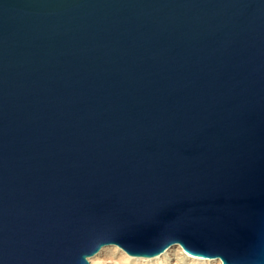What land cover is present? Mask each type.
<instances>
[{
	"label": "water",
	"instance_id": "water-1",
	"mask_svg": "<svg viewBox=\"0 0 264 264\" xmlns=\"http://www.w3.org/2000/svg\"><path fill=\"white\" fill-rule=\"evenodd\" d=\"M112 246L264 264V0H0V264Z\"/></svg>",
	"mask_w": 264,
	"mask_h": 264
},
{
	"label": "bare ground",
	"instance_id": "bare-ground-1",
	"mask_svg": "<svg viewBox=\"0 0 264 264\" xmlns=\"http://www.w3.org/2000/svg\"><path fill=\"white\" fill-rule=\"evenodd\" d=\"M172 248L177 250H171ZM104 249H112L113 255H110L109 258L100 259L99 255ZM104 249H102L97 255L90 259H95L92 264H171L172 262H174V264H222L220 260L211 259L206 260V262H199V259L190 261L187 252L184 251L180 246L171 247L161 255L154 258L132 257L117 246L106 247ZM114 256L122 257L120 261H117L115 260Z\"/></svg>",
	"mask_w": 264,
	"mask_h": 264
},
{
	"label": "rangeland",
	"instance_id": "rangeland-1",
	"mask_svg": "<svg viewBox=\"0 0 264 264\" xmlns=\"http://www.w3.org/2000/svg\"><path fill=\"white\" fill-rule=\"evenodd\" d=\"M171 250H177V249H175V248H172ZM188 254V253H187ZM110 255H113V250L112 249H104V250H102L101 251V253H100V255H99V258L100 259H105V258H109V256ZM115 257V260H117V261H120V259H121V257L122 256H114ZM188 258L190 259V261L192 260H198L199 262H206V260H208V259H201V258H198V257H194V256H191V255H189L188 254ZM201 259V260H200ZM95 259H92V260H90L89 259V262H90V264H92V262L94 261ZM171 264H174V262H172Z\"/></svg>",
	"mask_w": 264,
	"mask_h": 264
}]
</instances>
